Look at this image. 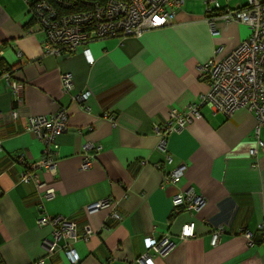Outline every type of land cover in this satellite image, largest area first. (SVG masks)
<instances>
[{
    "label": "crops",
    "instance_id": "obj_1",
    "mask_svg": "<svg viewBox=\"0 0 264 264\" xmlns=\"http://www.w3.org/2000/svg\"><path fill=\"white\" fill-rule=\"evenodd\" d=\"M217 1L221 8L246 3ZM219 13L212 2L183 0L168 25L141 37L91 41L93 62L88 63L80 47L60 56L43 54L44 35L34 30L24 0H0V56L12 67L8 77L20 85L16 99L6 73L0 75V264H33L41 258L43 264H72L64 239L52 254L42 244L51 237L50 227L36 222L45 187L55 191L43 200L46 214L74 221L78 235L85 226L92 229L87 241L70 244L79 256L75 264H136L149 233L175 239L168 252L154 255L153 264H264V148L255 158L249 155L258 139L264 142V125L257 134L256 118L246 108L225 116L202 106L199 118L168 135L171 164L157 148L152 128L168 109L185 108L207 91L199 76L202 63L222 59L249 35L246 24L225 22ZM63 72L72 74L71 91L62 90ZM84 90L90 97L80 108L72 94ZM62 108L71 129L56 137L55 170H37L46 183L39 190L21 179L26 164L38 161L43 150L40 139L26 130V119ZM105 112L116 116V125ZM88 141L100 150L83 170L82 146ZM181 163L186 166L181 180H165L164 174ZM188 187L203 196V205L193 213H173L172 197ZM106 197L117 201L122 220L109 219L106 208L85 209ZM188 221L194 222L195 235L180 238ZM217 227L223 233L212 246ZM242 229L250 231L252 243Z\"/></svg>",
    "mask_w": 264,
    "mask_h": 264
},
{
    "label": "built area",
    "instance_id": "obj_2",
    "mask_svg": "<svg viewBox=\"0 0 264 264\" xmlns=\"http://www.w3.org/2000/svg\"><path fill=\"white\" fill-rule=\"evenodd\" d=\"M31 14L34 30L44 35L41 41L43 54L60 56L74 52L81 48L88 63L93 62L89 43L107 37L123 38L126 36L141 37L145 32L163 27L173 22L177 10L183 0H24ZM212 2L214 9L220 10L219 17L225 22L237 21L249 28V35L236 45L220 60L209 59L199 67V76L206 82L207 91L200 94L197 101L182 109H168L165 118L154 123L152 128L157 136V148L165 152V161L171 164L173 157L168 152L167 137L170 133L184 128L191 120L200 117V107L206 106L213 113L231 116L237 109L246 108L251 111L257 122L256 133L264 125V0H246L243 6L235 8H221L217 0ZM207 12L212 9L208 7ZM208 22L213 26V17ZM7 85L10 91L19 99L20 85L8 77ZM61 87L64 92L74 89L73 77L70 72L61 74ZM90 97L88 90L75 91L72 100L80 107L86 108ZM17 118V111L11 112ZM112 125L117 124L114 114L103 113ZM66 109H59L51 115H31L26 119V130L33 132L43 144L42 157L35 162L26 164V171L22 173L24 182H32L37 189L45 187V182L37 173L41 170H55L58 143L57 135L70 130ZM90 129V128H89ZM257 145L249 149V155L257 156L258 150L264 148V142L258 139ZM82 160L80 169L91 167L100 145L85 142L82 146ZM158 166V165H157ZM184 163L170 168L164 179L171 183H178L185 174ZM55 196L52 187H45L37 204L40 215L36 222L39 226H49L51 237L42 240L48 254H52L65 240L64 254L72 264L79 261V256L70 245L77 240L87 241L92 229L85 226L81 235L77 234L74 221L62 215H48L44 211L43 200ZM173 213L198 211L204 203V198L193 187L177 192L171 199ZM106 208L108 218L122 220L117 201L113 197H106L85 206L87 211ZM194 222H185L180 229L179 237L186 238L195 235ZM222 227L211 232L210 244L216 246L220 242ZM241 233L249 243H252L250 231L242 229ZM175 243V239L167 235L160 237L152 233L144 237L145 251L138 255L136 264H153L154 255H164ZM152 251V252H150ZM41 258L33 264H43Z\"/></svg>",
    "mask_w": 264,
    "mask_h": 264
},
{
    "label": "trees",
    "instance_id": "obj_3",
    "mask_svg": "<svg viewBox=\"0 0 264 264\" xmlns=\"http://www.w3.org/2000/svg\"><path fill=\"white\" fill-rule=\"evenodd\" d=\"M12 69L11 66H8L4 59L0 56V75L9 72Z\"/></svg>",
    "mask_w": 264,
    "mask_h": 264
}]
</instances>
